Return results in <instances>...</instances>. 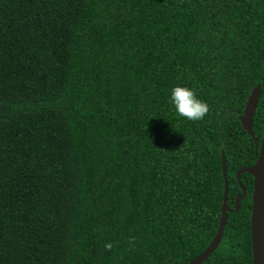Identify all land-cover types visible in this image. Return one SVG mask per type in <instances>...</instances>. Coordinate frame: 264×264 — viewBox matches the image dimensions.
Here are the masks:
<instances>
[{"label":"trees","instance_id":"trees-1","mask_svg":"<svg viewBox=\"0 0 264 264\" xmlns=\"http://www.w3.org/2000/svg\"><path fill=\"white\" fill-rule=\"evenodd\" d=\"M174 86L208 105L177 115ZM260 87L252 133L240 125ZM264 0H0V264H252Z\"/></svg>","mask_w":264,"mask_h":264},{"label":"water","instance_id":"water-1","mask_svg":"<svg viewBox=\"0 0 264 264\" xmlns=\"http://www.w3.org/2000/svg\"><path fill=\"white\" fill-rule=\"evenodd\" d=\"M259 96L260 87L257 86L249 95L242 116L239 118L241 128L249 135L252 133V120ZM243 173H247L253 179L250 209L252 264H264V131L256 161L249 167L243 166L237 172L236 180L238 183L240 175ZM222 175L224 179V189L222 205L220 208V218L216 233L207 248L187 264H201L216 250L223 236L224 227L227 221V214L232 212L236 213L240 209V201L246 195L245 189L240 186L241 194L235 197L234 208L230 209L226 204L228 184L225 178L224 159H222Z\"/></svg>","mask_w":264,"mask_h":264},{"label":"clouds","instance_id":"clouds-1","mask_svg":"<svg viewBox=\"0 0 264 264\" xmlns=\"http://www.w3.org/2000/svg\"><path fill=\"white\" fill-rule=\"evenodd\" d=\"M169 101L178 116L190 121H199L208 112L207 103L199 99L188 87L174 86L171 88Z\"/></svg>","mask_w":264,"mask_h":264},{"label":"flooded vegetation","instance_id":"flooded-vegetation-1","mask_svg":"<svg viewBox=\"0 0 264 264\" xmlns=\"http://www.w3.org/2000/svg\"><path fill=\"white\" fill-rule=\"evenodd\" d=\"M260 142H261V140H260ZM260 148V147H259ZM229 207V206H228ZM234 207V206H233Z\"/></svg>","mask_w":264,"mask_h":264}]
</instances>
